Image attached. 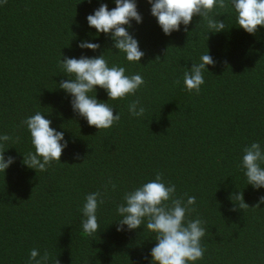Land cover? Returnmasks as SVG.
Segmentation results:
<instances>
[{
  "label": "trees",
  "instance_id": "1",
  "mask_svg": "<svg viewBox=\"0 0 264 264\" xmlns=\"http://www.w3.org/2000/svg\"><path fill=\"white\" fill-rule=\"evenodd\" d=\"M101 2L115 6L112 0H0V133L11 137L5 155L15 157L0 171V264H29L33 248L47 251V264H149L156 241L142 226L117 232L115 206L123 192L157 172L176 185L177 197H195L188 219L199 218L205 228L195 264H264V188L246 185L239 167L244 145L255 140L264 148V27L249 34L228 9L220 15L227 28L208 39L202 25L195 29L199 16L187 26L190 33L181 25L165 35L147 0H137L143 22L133 21L129 31L144 56L129 62L87 24ZM85 39L101 47L80 49ZM208 50L216 62L203 72L204 84L198 93L186 90L183 72ZM104 51L110 65L139 73L144 85L106 101L120 120L98 130L73 112L56 85L68 79L58 65L61 53ZM97 96L108 99L103 89ZM137 99L145 109L139 117L128 112ZM36 111L46 112L68 140L61 162L40 172L22 163L33 150L22 121ZM97 190L104 194L99 230L88 236L80 207ZM238 191L248 204L242 209L230 199Z\"/></svg>",
  "mask_w": 264,
  "mask_h": 264
},
{
  "label": "clouds",
  "instance_id": "2",
  "mask_svg": "<svg viewBox=\"0 0 264 264\" xmlns=\"http://www.w3.org/2000/svg\"><path fill=\"white\" fill-rule=\"evenodd\" d=\"M112 3L115 6L109 8L108 3L101 2L86 15L87 24L95 29L97 35L103 33L111 39L110 50L114 48V52L123 53L126 61L141 63L144 51L138 38L129 31L133 21L136 24L143 22L137 0H112ZM147 3L150 14L165 35L180 31L181 25L185 32H189L187 26L194 16H199L195 29L202 25L208 39L209 33L215 34L227 28L220 15L226 14L228 9L235 16L234 24L247 33L254 34L258 26L264 27V0H147ZM77 46L93 52L101 47L98 41L87 39L81 40ZM105 52L92 56L82 52L79 57L61 53L63 58L58 61L61 72L68 79L60 80L56 86L68 95L73 112L98 130L109 128L120 120V112L114 114L113 106L106 101L134 95L144 85L139 73L126 74L124 66L110 65ZM215 62L209 50L200 55L198 63L193 61L191 67L183 72L185 89L198 93L204 84L203 72L209 70L207 65ZM98 89L105 91L107 100L97 96ZM144 111L138 99L128 104L131 116H142ZM45 113L36 111L22 121L33 148L27 154L23 153L22 163L37 172L45 171L53 161L61 162L62 151L68 146L64 131L51 126L52 121L46 118ZM10 139L9 134L0 133L2 172L15 161L14 156L5 155L7 148L4 144ZM75 155L78 158L79 154ZM239 167L243 170L246 185L250 184L254 189L264 188V148L259 141L243 146ZM112 187L115 188V184ZM175 193L176 185L165 182L162 174L157 172L154 179L123 192L121 201L115 206L117 232L142 226L143 232L146 230L156 241L149 250V264H195L203 256V222L199 218L188 219L195 197L187 196L185 200ZM230 199L238 202L241 209L248 206L240 191L230 193ZM260 202H264V196L260 197ZM103 203L104 194L99 190L85 195L80 207V225L84 234L93 236L99 230L97 212ZM48 259L47 251L40 254L33 248L29 252V264H47Z\"/></svg>",
  "mask_w": 264,
  "mask_h": 264
}]
</instances>
